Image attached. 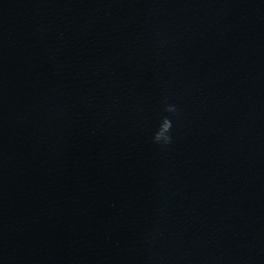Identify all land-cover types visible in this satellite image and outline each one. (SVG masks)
Wrapping results in <instances>:
<instances>
[{
  "label": "clouds",
  "instance_id": "clouds-1",
  "mask_svg": "<svg viewBox=\"0 0 264 264\" xmlns=\"http://www.w3.org/2000/svg\"><path fill=\"white\" fill-rule=\"evenodd\" d=\"M166 112L175 115L177 113V108L173 104L165 103V109ZM173 128V122L172 119H170L168 116H165L162 118L158 129L153 134L152 140L154 143L158 144H170L172 142V136L170 133L172 132Z\"/></svg>",
  "mask_w": 264,
  "mask_h": 264
}]
</instances>
